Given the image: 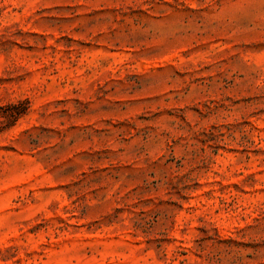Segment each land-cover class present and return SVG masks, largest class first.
<instances>
[{"label": "rangeland", "instance_id": "rangeland-1", "mask_svg": "<svg viewBox=\"0 0 264 264\" xmlns=\"http://www.w3.org/2000/svg\"><path fill=\"white\" fill-rule=\"evenodd\" d=\"M0 264H264V0H0Z\"/></svg>", "mask_w": 264, "mask_h": 264}]
</instances>
